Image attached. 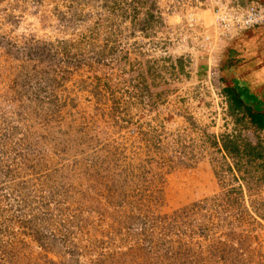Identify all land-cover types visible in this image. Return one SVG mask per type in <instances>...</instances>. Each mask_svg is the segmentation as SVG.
I'll use <instances>...</instances> for the list:
<instances>
[{
	"label": "rangeland",
	"instance_id": "374dc122",
	"mask_svg": "<svg viewBox=\"0 0 264 264\" xmlns=\"http://www.w3.org/2000/svg\"><path fill=\"white\" fill-rule=\"evenodd\" d=\"M208 6L0 0V264H264V135Z\"/></svg>",
	"mask_w": 264,
	"mask_h": 264
},
{
	"label": "crops",
	"instance_id": "0c3cea01",
	"mask_svg": "<svg viewBox=\"0 0 264 264\" xmlns=\"http://www.w3.org/2000/svg\"><path fill=\"white\" fill-rule=\"evenodd\" d=\"M229 1L248 3L251 0ZM259 1L264 3V0ZM213 7L214 0H209L204 11L214 16ZM209 44L212 46L209 48H216L213 60L221 66L222 90L231 112L242 115L251 128L264 135V26L249 30L232 41Z\"/></svg>",
	"mask_w": 264,
	"mask_h": 264
},
{
	"label": "built area",
	"instance_id": "2783aa9c",
	"mask_svg": "<svg viewBox=\"0 0 264 264\" xmlns=\"http://www.w3.org/2000/svg\"><path fill=\"white\" fill-rule=\"evenodd\" d=\"M213 29L221 40L232 41L243 33L264 26V3L251 0L248 3L238 1L214 0ZM205 40H209L205 36ZM219 94L225 101V111H228V101L223 91Z\"/></svg>",
	"mask_w": 264,
	"mask_h": 264
},
{
	"label": "trees",
	"instance_id": "16d2710c",
	"mask_svg": "<svg viewBox=\"0 0 264 264\" xmlns=\"http://www.w3.org/2000/svg\"><path fill=\"white\" fill-rule=\"evenodd\" d=\"M234 114V113H233ZM225 147V150H227L229 153H235L237 154V146L236 145H232L231 148H229L227 145L224 146ZM260 154H257L256 156H259Z\"/></svg>",
	"mask_w": 264,
	"mask_h": 264
},
{
	"label": "clouds",
	"instance_id": "9594fccd",
	"mask_svg": "<svg viewBox=\"0 0 264 264\" xmlns=\"http://www.w3.org/2000/svg\"><path fill=\"white\" fill-rule=\"evenodd\" d=\"M208 37H209V36H208ZM209 39H210V37H209ZM207 41H208V40H207ZM222 91H223V90H222ZM223 93H224V92H223ZM226 98H227V96H226ZM227 101H228V98H227ZM228 103H229V102H228ZM228 109H230V108H229V105H228Z\"/></svg>",
	"mask_w": 264,
	"mask_h": 264
}]
</instances>
